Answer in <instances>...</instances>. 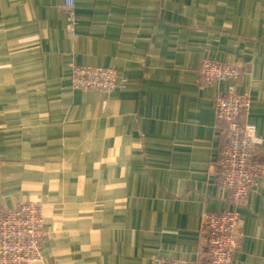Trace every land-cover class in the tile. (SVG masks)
<instances>
[{"label":"crops","instance_id":"1","mask_svg":"<svg viewBox=\"0 0 264 264\" xmlns=\"http://www.w3.org/2000/svg\"><path fill=\"white\" fill-rule=\"evenodd\" d=\"M0 0V213L40 206L31 264H204L203 219L236 209L230 264H264V178L234 206L220 185L225 123L204 60L240 66V115L264 163V0ZM113 68L112 93L75 90Z\"/></svg>","mask_w":264,"mask_h":264},{"label":"built area","instance_id":"2","mask_svg":"<svg viewBox=\"0 0 264 264\" xmlns=\"http://www.w3.org/2000/svg\"><path fill=\"white\" fill-rule=\"evenodd\" d=\"M74 0H63L60 12L67 17V33L75 38ZM204 86L228 81L231 84L215 101V115L226 124L227 147L220 160V185L234 205L242 204L249 193L264 178V163L257 146L260 140L253 129L242 122L240 115L246 110L249 98L237 90L236 82L241 68L235 64L204 60L198 69ZM118 82H125L113 68L76 66L72 69L71 86L75 90L112 93ZM42 210L30 202L12 211L0 213V264H31L42 254L44 232ZM203 233L207 251L204 264H230L239 242L238 212L236 209L210 213L205 216ZM162 264H196L188 261H165Z\"/></svg>","mask_w":264,"mask_h":264},{"label":"trees","instance_id":"3","mask_svg":"<svg viewBox=\"0 0 264 264\" xmlns=\"http://www.w3.org/2000/svg\"><path fill=\"white\" fill-rule=\"evenodd\" d=\"M226 140H227V138H226ZM227 144H228V143L226 142V146H225V148L227 147ZM225 148H224L223 150H225ZM222 153H223V152H222ZM219 166H220V162H219ZM220 169H221V168H220Z\"/></svg>","mask_w":264,"mask_h":264},{"label":"rangeland","instance_id":"4","mask_svg":"<svg viewBox=\"0 0 264 264\" xmlns=\"http://www.w3.org/2000/svg\"><path fill=\"white\" fill-rule=\"evenodd\" d=\"M215 116H216V115H215ZM204 218H205V217H204ZM203 221H204V219H203ZM202 228H206L205 225L202 224Z\"/></svg>","mask_w":264,"mask_h":264}]
</instances>
